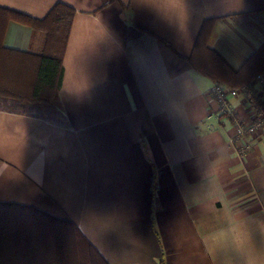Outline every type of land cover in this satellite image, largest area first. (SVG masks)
Returning <instances> with one entry per match:
<instances>
[{"label":"crops","instance_id":"1","mask_svg":"<svg viewBox=\"0 0 264 264\" xmlns=\"http://www.w3.org/2000/svg\"><path fill=\"white\" fill-rule=\"evenodd\" d=\"M58 3L74 9L58 108H0V202L74 222L107 264H264V130L237 156L189 60L212 19L209 46L242 64L264 0H0L36 19ZM43 43L8 23L5 47Z\"/></svg>","mask_w":264,"mask_h":264},{"label":"trees","instance_id":"2","mask_svg":"<svg viewBox=\"0 0 264 264\" xmlns=\"http://www.w3.org/2000/svg\"><path fill=\"white\" fill-rule=\"evenodd\" d=\"M74 9L58 3L42 19L0 6V108L40 117L58 108L63 66ZM10 21L44 33L40 52L3 45ZM212 19L204 22L189 58L197 71L228 88L251 85L264 72L263 44L239 66L208 44ZM0 264H107L77 225L38 208L0 202Z\"/></svg>","mask_w":264,"mask_h":264},{"label":"built area","instance_id":"3","mask_svg":"<svg viewBox=\"0 0 264 264\" xmlns=\"http://www.w3.org/2000/svg\"><path fill=\"white\" fill-rule=\"evenodd\" d=\"M209 95L217 104V116L226 117L231 122L230 148L237 156H246L252 150V141L264 130V72L258 73L251 85L238 88L214 83ZM230 98L242 99L247 103V112L241 114L231 105Z\"/></svg>","mask_w":264,"mask_h":264}]
</instances>
